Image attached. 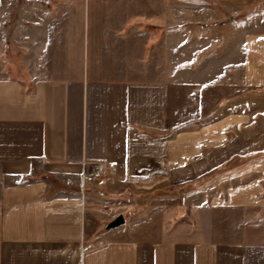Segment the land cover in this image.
Instances as JSON below:
<instances>
[{"label":"crops","instance_id":"crops-1","mask_svg":"<svg viewBox=\"0 0 264 264\" xmlns=\"http://www.w3.org/2000/svg\"><path fill=\"white\" fill-rule=\"evenodd\" d=\"M220 1L246 14L210 31L194 23L203 28L191 35L175 32V0H21L23 76L0 70V264H264L253 182L211 199L246 214L240 223L207 217L197 236L186 227L108 228L118 215L98 211L126 187L164 174L175 182L169 171L189 169L195 152L182 145L191 122L238 95L225 91L264 87V0ZM143 10L165 12L143 18ZM177 41L200 43L202 66L176 67ZM222 41L229 55L212 49ZM93 161L103 172L84 180ZM256 164H246L252 176Z\"/></svg>","mask_w":264,"mask_h":264},{"label":"rangeland","instance_id":"rangeland-1","mask_svg":"<svg viewBox=\"0 0 264 264\" xmlns=\"http://www.w3.org/2000/svg\"><path fill=\"white\" fill-rule=\"evenodd\" d=\"M206 3L207 5L199 6L198 2L175 0V32L189 28L193 30L191 31L193 35L195 30H202L203 27L194 25V23H205L204 28L210 31L217 27L214 24L216 20L228 19L231 16L243 17L246 14L245 9H229V2L209 0ZM21 8V0H0V70L8 71L11 76L23 74L22 58L25 47L20 40L24 32ZM156 12L161 16L165 11L143 10V18L150 17ZM190 21L193 22L189 26H179V24ZM160 27L162 30L163 27ZM161 30L159 34L162 33ZM177 44H179L178 41L175 42L176 55L173 59L170 58L176 67L198 68L202 66V52L196 53L200 43L192 44L187 49L179 48ZM213 45L212 49L222 48L228 55L232 50L229 42H216ZM203 55H208V53L204 52ZM208 57L204 56V59L208 60ZM159 60L162 62V58ZM184 60H186L185 63L182 62ZM238 60H242L240 55H238ZM243 70V67H239L240 81L243 78ZM239 85L244 86V83L239 82ZM234 92L238 95L233 94L237 97L232 101L211 108L210 113L202 115V121L191 122L190 133L186 134V137L189 135L190 138H185L184 144H180L193 147L192 151L195 152L190 156L189 169L169 171L173 174L175 182H166L165 179L168 176L165 174V179L157 182L149 178L147 181L153 182L126 187L122 191L124 193L119 194L117 198L119 200L114 206L109 205L104 209L101 207L98 211L103 210L115 215L123 214L125 217L123 225L129 227L137 225L145 229L144 231L150 228L158 231L163 226L186 227L192 231L191 236H197L198 229L206 224L207 217L214 222V218L218 215L217 217H223V221L229 224L237 218L240 223L246 214H230V209L226 208L215 209V206L211 205V199L215 198V194H219L217 199L220 200L231 189L253 182L256 186L251 188L254 189V195L259 203L254 209L255 225L258 229H264V186H262L264 175L261 169L264 166V87L253 85L252 88L224 93ZM175 140L178 141V138ZM249 163L260 165V170H254V177L251 170L246 169V164ZM242 167L246 170H242ZM159 172L158 176L167 171ZM182 173L185 175L183 183V179H179ZM232 173L236 174L231 176ZM204 197L206 201L202 203ZM98 201L102 204L103 199ZM104 201L110 203L108 197H105ZM219 211L222 213L220 214ZM109 221L102 223L101 226H106ZM96 234L98 233L96 232L95 236Z\"/></svg>","mask_w":264,"mask_h":264},{"label":"built area","instance_id":"built-area-1","mask_svg":"<svg viewBox=\"0 0 264 264\" xmlns=\"http://www.w3.org/2000/svg\"><path fill=\"white\" fill-rule=\"evenodd\" d=\"M83 179L87 181H93L100 173H102L103 165L101 162H84Z\"/></svg>","mask_w":264,"mask_h":264},{"label":"water","instance_id":"water-1","mask_svg":"<svg viewBox=\"0 0 264 264\" xmlns=\"http://www.w3.org/2000/svg\"><path fill=\"white\" fill-rule=\"evenodd\" d=\"M124 223H125V217L123 214H120L115 219L110 221L107 226H108V228H114V227H118L120 225H123Z\"/></svg>","mask_w":264,"mask_h":264}]
</instances>
